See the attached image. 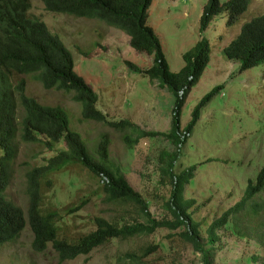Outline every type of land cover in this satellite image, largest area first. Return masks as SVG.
Segmentation results:
<instances>
[{
  "label": "rangeland",
  "instance_id": "1",
  "mask_svg": "<svg viewBox=\"0 0 264 264\" xmlns=\"http://www.w3.org/2000/svg\"><path fill=\"white\" fill-rule=\"evenodd\" d=\"M206 1L152 0L148 23L159 38L172 72L183 66L182 54L199 39V20ZM29 3L28 14L43 21L70 51L75 72L97 93L96 107L107 119L127 120L148 134L156 135L127 145L125 136L128 130H115L83 119L81 105L72 100L71 94L46 90L31 75L26 77L15 73L10 84L24 81L26 96L65 111L70 128L80 134L95 159L100 136L106 135L109 161L119 166L129 185L146 202L151 217L170 219L166 209L170 184L162 168L165 154L173 153L175 147L171 139L162 134L170 133L175 99L166 89L159 87L158 81L132 71L126 64L131 62L140 70H146L152 65L151 56L133 50L128 36L119 29L95 19L49 12L40 0H29ZM263 9L264 0H252L247 9L250 14L246 11L238 20L248 22L252 15H258ZM239 21L237 25H240ZM238 31L239 26L227 27L224 18H213L205 30L211 46L207 65L181 106L180 126L184 130L199 101L214 87L223 86L220 93L202 106L199 120L186 135L188 137L175 163V171L192 169L184 195L196 201L192 216L204 226L237 204L248 181L255 182L264 166V64L241 72L240 63L228 60L222 52L223 46ZM15 109L20 118L24 114L23 108L16 105ZM131 136L135 138L136 134ZM31 149L34 164L48 157L42 144L34 143ZM17 155L20 161L25 158L23 149H18ZM20 166L7 189V197L26 211L28 198ZM79 178L71 182L70 175L65 172L55 176L57 191L53 204L76 202L81 195L96 189L87 173ZM254 202L260 205L255 218L235 221L230 217L217 231L219 239L214 243L211 264H264V190L255 196ZM135 211L133 208L128 212L124 208L116 209L112 202L104 201L98 194L72 217L61 222L69 223L66 229L72 235H82L94 230L96 217L117 219L119 223L144 222ZM234 221L238 222V228ZM174 232L157 229L150 235H138L128 240L113 239L88 255L60 260L50 245L44 252L32 249L33 234L27 224L14 243L0 245V264H130L118 258L147 245H158V250L145 259V264H201L200 254L190 244L167 238ZM201 241L208 246L206 238Z\"/></svg>",
  "mask_w": 264,
  "mask_h": 264
},
{
  "label": "trees",
  "instance_id": "2",
  "mask_svg": "<svg viewBox=\"0 0 264 264\" xmlns=\"http://www.w3.org/2000/svg\"><path fill=\"white\" fill-rule=\"evenodd\" d=\"M40 1L49 12L95 19L119 29L128 36L133 50L151 56L152 65L146 70H140L131 62L126 64L132 71L158 81L159 87L166 89L175 99L170 133L162 134L169 137L175 147L173 153L165 154V166L162 168L170 184L166 209L171 218L156 220L151 217L146 202L129 185L119 166L109 161V140L106 135L100 136L95 159L80 134L70 128L65 111L26 96L24 81L10 84L11 73L31 75L46 90L55 89L71 94L72 100L81 105L83 119L115 130H128L125 136L127 145L156 135L148 134L127 120L107 119L96 107L97 93L75 72L70 51L43 21L28 14L29 0H0V107L11 114L15 105L22 106L25 114L17 125L22 139L30 144H42L48 152V157L26 174V211L12 200L0 198V245L14 243L28 224L33 234L31 247L35 252H44L50 245L60 260H69L88 255L95 248L108 245L113 239L128 240L165 229L178 231L168 234L170 241L190 244L200 254L201 264H211L214 243L219 239L217 231L227 224L229 218L247 220L258 214L260 205L254 202V198L264 190V166L255 182L248 181L242 199L232 208L206 226L194 220L192 213L196 201L184 195L185 185L192 177V169L175 171V163L188 137L186 135L192 132L199 120L202 106L220 93L223 86L214 87L199 101L184 130L180 126L181 106L207 65L211 46L205 37V30L214 17L224 18L227 27L239 26L237 34L222 48L228 60L238 61L241 72L264 64V9L258 15H252L248 22L242 23L238 19L248 12L252 0H207L199 20V40L182 55L183 66L177 72H172L159 38L148 23V9L152 0ZM238 21L240 25L236 24ZM1 119L13 126L8 117L1 116ZM132 133L136 134L135 138H132ZM64 172L70 175L71 182L80 180L79 177L87 173L96 184V189L81 195L76 202L53 204L57 191L54 177ZM4 187L0 188V192ZM98 194L104 201L112 202L116 209L124 208L127 212L131 208L136 209L135 212L144 218V222L119 223L117 219L96 217L93 231L72 235L66 229L69 223L61 220L72 217L92 196ZM235 221L237 227L238 222ZM202 238H206L208 246L202 243ZM157 248L158 245L143 246L138 251L124 253L118 259L130 264H145V259L155 253Z\"/></svg>",
  "mask_w": 264,
  "mask_h": 264
},
{
  "label": "clouds",
  "instance_id": "3",
  "mask_svg": "<svg viewBox=\"0 0 264 264\" xmlns=\"http://www.w3.org/2000/svg\"><path fill=\"white\" fill-rule=\"evenodd\" d=\"M13 74L15 73H11L9 75L10 78ZM23 76H30V75H23ZM15 108H16V105L13 108V112L9 114L0 107V188L5 185L4 189L0 192V198L3 197L8 200H12V199L7 197V189L9 185L12 184L13 182V177L18 169V165L21 164L20 168H22V172L24 175V185H25L26 174L28 173V171L38 166V163H35V164L32 163L33 154H32L31 148L34 143H32L31 145L30 143L25 142L22 139L20 132L18 130V127H17L22 116L25 114V110L22 109L24 114H21V117L19 118L18 115L15 114V111H16ZM1 116L8 117L9 120H12L13 126H9L7 123H5L1 119ZM18 149H23L24 151L25 158L22 161L19 160L20 158L17 155ZM14 164H16V167H14Z\"/></svg>",
  "mask_w": 264,
  "mask_h": 264
}]
</instances>
